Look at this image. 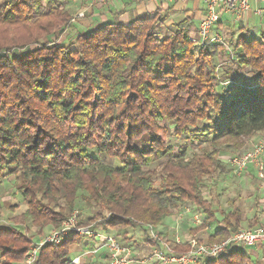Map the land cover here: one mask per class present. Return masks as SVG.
Instances as JSON below:
<instances>
[{
    "label": "clouds",
    "instance_id": "obj_1",
    "mask_svg": "<svg viewBox=\"0 0 264 264\" xmlns=\"http://www.w3.org/2000/svg\"><path fill=\"white\" fill-rule=\"evenodd\" d=\"M5 17L0 224L24 264H264V109L218 126L234 74L264 89V0H0Z\"/></svg>",
    "mask_w": 264,
    "mask_h": 264
},
{
    "label": "trees",
    "instance_id": "obj_2",
    "mask_svg": "<svg viewBox=\"0 0 264 264\" xmlns=\"http://www.w3.org/2000/svg\"><path fill=\"white\" fill-rule=\"evenodd\" d=\"M46 23L50 24L51 29H55L60 22L51 20L46 21ZM6 27H14L9 25L7 17L0 20L1 33L4 34ZM0 39H2L1 35ZM247 83L240 85L234 80L229 92L221 97L224 102V112L218 121V126H226L241 111L264 109V89L259 88L255 80ZM27 191L28 189L25 188V192ZM16 223L17 221H14L9 226H0V248L5 249L9 254L7 264H24L23 253L28 247V240L23 238L22 230L16 227Z\"/></svg>",
    "mask_w": 264,
    "mask_h": 264
},
{
    "label": "rangeland",
    "instance_id": "obj_3",
    "mask_svg": "<svg viewBox=\"0 0 264 264\" xmlns=\"http://www.w3.org/2000/svg\"><path fill=\"white\" fill-rule=\"evenodd\" d=\"M0 35H1V38L3 37V33H1L0 31ZM233 82L235 80V82L237 84H240V85H244L245 83H251L252 80H249V79H246L244 78L241 74L237 73V74H234L233 77ZM247 83V84H248ZM233 84V83H232ZM2 196H3V193H2V183L0 184V215H2L3 213V210H4V205H3V201H2ZM9 209H12V208H16V209H19L21 207V205L19 204V202L17 201H13V202H10L9 205H8ZM9 226L11 225V223L9 224H0V226Z\"/></svg>",
    "mask_w": 264,
    "mask_h": 264
},
{
    "label": "built area",
    "instance_id": "obj_4",
    "mask_svg": "<svg viewBox=\"0 0 264 264\" xmlns=\"http://www.w3.org/2000/svg\"><path fill=\"white\" fill-rule=\"evenodd\" d=\"M173 251H175V249Z\"/></svg>",
    "mask_w": 264,
    "mask_h": 264
}]
</instances>
